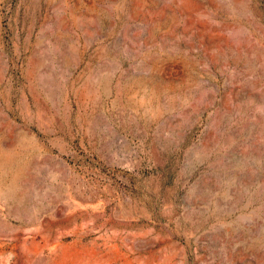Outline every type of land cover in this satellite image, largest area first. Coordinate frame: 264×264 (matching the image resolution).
Returning <instances> with one entry per match:
<instances>
[{"label": "rangeland", "instance_id": "rangeland-1", "mask_svg": "<svg viewBox=\"0 0 264 264\" xmlns=\"http://www.w3.org/2000/svg\"><path fill=\"white\" fill-rule=\"evenodd\" d=\"M0 264H264V0H0Z\"/></svg>", "mask_w": 264, "mask_h": 264}]
</instances>
